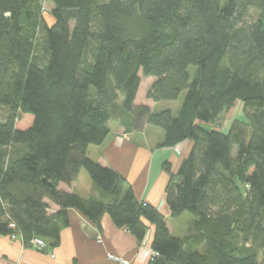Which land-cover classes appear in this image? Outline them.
<instances>
[{"label":"trees","instance_id":"1","mask_svg":"<svg viewBox=\"0 0 264 264\" xmlns=\"http://www.w3.org/2000/svg\"><path fill=\"white\" fill-rule=\"evenodd\" d=\"M143 79L153 103L185 93L175 117L135 103ZM237 102L244 120L222 133ZM115 110L129 133L162 130L161 147L191 142L175 173L162 165L169 218L194 219L184 238L87 157ZM82 170L107 202L58 189ZM69 210L139 244L151 231L147 264H264V0H0V235L55 248Z\"/></svg>","mask_w":264,"mask_h":264},{"label":"crops","instance_id":"2","mask_svg":"<svg viewBox=\"0 0 264 264\" xmlns=\"http://www.w3.org/2000/svg\"><path fill=\"white\" fill-rule=\"evenodd\" d=\"M136 104H144L149 108L151 105L147 102ZM111 121L105 141L99 146L88 147L87 157L122 176L137 200L152 205L164 216L173 236V225L168 221L169 211L164 200L168 176L162 165L168 162L171 172H176L180 161L191 149V142L186 141L173 148L161 147L163 132L145 125L141 132L129 133L121 119L114 122L116 126H112ZM58 189L75 193L83 199L108 200L83 170L69 186L60 184ZM56 209L51 206V212ZM182 217H185L184 214L178 219ZM68 218L69 225L61 231L60 244L55 248L38 250L32 246H24L20 240L0 235V264H114L108 260L109 254L129 260L130 264H147L138 260L140 244L126 230L116 228L109 216L104 215L99 226L89 222L76 210H69ZM193 220L192 217L184 222L175 237L184 238ZM147 235L149 244L151 231ZM98 236L101 238L99 243Z\"/></svg>","mask_w":264,"mask_h":264},{"label":"rangeland","instance_id":"3","mask_svg":"<svg viewBox=\"0 0 264 264\" xmlns=\"http://www.w3.org/2000/svg\"><path fill=\"white\" fill-rule=\"evenodd\" d=\"M220 1H221V3H223V0H220ZM52 8H53V6L51 3L43 2L41 4V10L43 13V17L48 24H51L53 21V19L51 17ZM256 17H257V13L252 12V18L254 19ZM195 71H196L195 67H190L188 69V73L191 77H193ZM152 81H153V79H149V80L143 79L142 80V83L139 87V92L137 95L136 103H144V102L150 103L151 104L150 109H151L152 113H160V112L169 110L172 113V115L175 117L177 115L179 109H180V105L183 101L185 93H182L179 96V98L174 102H166V101L159 102V103H153L151 101L149 102L145 98V96H146V92L148 91L149 85H150V83H152ZM114 113L116 114V116L113 115V119L110 123L112 126H116V123H114V122L119 121V117H118L119 112L117 110H115ZM27 117L30 118V121H31V116L27 115ZM244 117H245V113L243 112V105L241 102H237L234 110L230 114H228V115L222 114L218 117V120L216 122V126L220 127V130L222 133H227L229 130L230 124L233 120H241L242 121V120H244ZM21 127H22L21 125L18 126V128H20V129H21ZM151 128H153L154 130H157L158 132H163L162 130H160L156 127H151ZM204 128L210 129L211 126H204ZM175 151L179 152L178 148H175ZM172 173H175V172H172ZM85 174H87V173L85 172ZM184 216L185 217H182V219H168L169 223L173 225V230H174L173 236L174 237L177 236V234H179V229H181L184 226L183 223L188 221L189 218H192V215H190L188 213H185ZM148 237L149 236L147 235V240H148Z\"/></svg>","mask_w":264,"mask_h":264},{"label":"built area","instance_id":"4","mask_svg":"<svg viewBox=\"0 0 264 264\" xmlns=\"http://www.w3.org/2000/svg\"><path fill=\"white\" fill-rule=\"evenodd\" d=\"M10 230L14 229V225L13 224H9L8 227ZM10 239L12 240H21V237L17 234H12L11 236H9ZM101 241L100 236L97 237V242L99 243ZM30 246L38 249V250H42L46 248V244L45 242L40 239V238H33L30 241ZM157 253H155L154 251H152V249L150 248V245L148 244V240H147V236L145 237V239L143 240V242L139 245L138 247V251H137V257L138 260L142 261V262H147L150 259H152L153 257H156ZM108 260H110L111 262H113L114 264H130L129 260L114 256L109 254L107 256Z\"/></svg>","mask_w":264,"mask_h":264}]
</instances>
